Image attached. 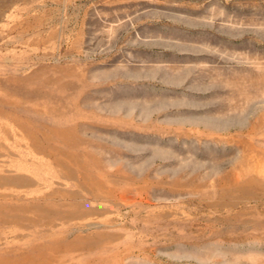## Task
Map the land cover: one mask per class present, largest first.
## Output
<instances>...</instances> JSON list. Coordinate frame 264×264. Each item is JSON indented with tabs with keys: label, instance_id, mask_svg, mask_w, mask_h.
<instances>
[{
	"label": "rangeland",
	"instance_id": "374dc122",
	"mask_svg": "<svg viewBox=\"0 0 264 264\" xmlns=\"http://www.w3.org/2000/svg\"><path fill=\"white\" fill-rule=\"evenodd\" d=\"M0 264H264V0H0Z\"/></svg>",
	"mask_w": 264,
	"mask_h": 264
}]
</instances>
